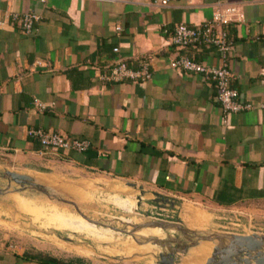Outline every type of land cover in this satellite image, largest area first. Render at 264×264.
Masks as SVG:
<instances>
[{"label": "crops", "instance_id": "0c3cea01", "mask_svg": "<svg viewBox=\"0 0 264 264\" xmlns=\"http://www.w3.org/2000/svg\"><path fill=\"white\" fill-rule=\"evenodd\" d=\"M228 6L243 15L228 27L231 86L256 106L264 101V0H170L165 7L149 0H0V159L48 179L65 172L115 179L152 195L154 205L264 204V109L225 114L211 82L168 66L179 54L219 64L214 47L177 49L169 35L175 24H201ZM23 13L39 17L30 33L10 24ZM117 58L131 67L148 59L151 79L104 80ZM29 128L89 146L44 147ZM41 258L59 260L0 235V264H56Z\"/></svg>", "mask_w": 264, "mask_h": 264}, {"label": "rangeland", "instance_id": "374dc122", "mask_svg": "<svg viewBox=\"0 0 264 264\" xmlns=\"http://www.w3.org/2000/svg\"><path fill=\"white\" fill-rule=\"evenodd\" d=\"M6 170L29 175L38 183H44L42 185L49 187L60 198L74 202L87 218L104 225L88 224L76 216L78 214L72 206L43 195H36L30 189H24L15 182H9L1 177ZM51 175L53 177L48 179L45 178L46 174L27 172L12 167L8 162L5 163L0 159V188L6 190L0 195V235L6 236L16 245L36 246L42 249L45 255L59 260L80 259L101 264H160L158 263L159 254H166L169 251L168 248L162 249L150 243L138 244L136 240L144 239L135 235L139 231L130 235L110 230L105 225L131 231L133 224L161 219L178 223L199 234L250 235L254 232L264 234V204L217 209L185 200L178 201L177 204L172 203L173 206L169 203L154 205L148 202L152 195H140L138 188L132 189L115 179L90 173L73 175L65 172L61 175ZM18 195L39 200L32 203L30 201L34 200L24 199ZM38 201L42 203L39 204ZM138 202L139 207H137ZM36 203L38 204L34 206ZM40 205L44 207L41 210L44 216L31 208ZM27 210L34 211L35 214L31 215ZM131 211L129 215L124 214ZM144 213L147 215L145 216ZM119 216L133 218L134 222H124ZM32 218L35 219L34 222L31 221ZM163 233L160 239H167L166 233ZM169 233L172 237L177 235L178 243L185 242L180 233ZM129 239L136 246L148 245L150 249L127 255ZM171 247L177 249L179 246L177 242H172ZM175 251L176 264H193L194 248H189L185 255ZM210 254L203 259L202 264H205Z\"/></svg>", "mask_w": 264, "mask_h": 264}, {"label": "built area", "instance_id": "2783aa9c", "mask_svg": "<svg viewBox=\"0 0 264 264\" xmlns=\"http://www.w3.org/2000/svg\"><path fill=\"white\" fill-rule=\"evenodd\" d=\"M105 3L124 2L126 0H87ZM152 4H158L161 7L168 5L170 0H149ZM39 17L34 13L13 14L10 18V24L25 33L33 31L34 24ZM243 15L232 6L217 7L212 16L207 21L190 25L186 23L175 24L170 32V43L177 49L187 47H214L219 64L211 65L196 60L187 55H176L168 61L169 68L180 71L185 74H198L202 78L211 82L215 89V99L219 103L225 114L234 113L252 108L264 109V101L252 106L241 100L238 91L231 86L232 72L228 66V58L233 48V38L228 32L230 23L240 22ZM3 22L0 21V26ZM9 24V25H10ZM117 53L118 48H113ZM150 62L142 58L137 67H131L123 58H117L108 68L102 78L106 81L121 82L131 81L143 83L151 79ZM34 106L38 112L45 110L44 104L38 100H33ZM27 134L36 138L41 145L48 148H70L75 151H83L89 143L85 140L70 139L64 133L45 130L42 128H29Z\"/></svg>", "mask_w": 264, "mask_h": 264}, {"label": "water", "instance_id": "95a60500", "mask_svg": "<svg viewBox=\"0 0 264 264\" xmlns=\"http://www.w3.org/2000/svg\"><path fill=\"white\" fill-rule=\"evenodd\" d=\"M1 177L9 182H15L22 186V188L30 189L34 194L43 195L46 198L56 200L65 205L72 206L76 213L87 222L103 226L99 221H94L87 218L77 207V205L69 200L60 198L49 187L44 186L36 181L35 178L19 174L11 171H4ZM6 190L0 188V195L4 194ZM145 216L147 215L144 213ZM110 230L119 231L133 235L135 231H140L145 228H159L162 232H165L167 239H160L157 237L144 238L142 241L136 240L138 244L157 245L160 248H168L169 251L166 254H159L160 264H176L174 253L175 250L182 254H186L189 248L197 247L201 242H212V252L210 257L206 259L205 264H264V234H257L256 232L250 235H236V234H220V233H207L199 234L191 231L182 225L169 222L161 219L147 220L142 224L132 225L131 231L118 229L111 225H105ZM169 232L180 233L185 242L183 244L178 243L175 235L170 236ZM133 237V236H132ZM67 238H65L66 240ZM177 242L178 248H172L171 243ZM167 258V259H165Z\"/></svg>", "mask_w": 264, "mask_h": 264}, {"label": "bare ground", "instance_id": "6f19581e", "mask_svg": "<svg viewBox=\"0 0 264 264\" xmlns=\"http://www.w3.org/2000/svg\"><path fill=\"white\" fill-rule=\"evenodd\" d=\"M44 184V183H42ZM47 185V184H46ZM49 186V185H48ZM12 196V195H11ZM20 196V195H18ZM22 197V196H20ZM24 199H28V200H34V201H30V202H35L39 199H35V198H26V197H22ZM12 202V201H11ZM45 202V201H44ZM42 203V202H41ZM48 203V202H46ZM13 204V203H12ZM50 204V203H48ZM53 205V204H51ZM90 205V204H87ZM92 205V204H91ZM14 206V205H13ZM56 206V205H53ZM58 207V206H56ZM15 208V207H14ZM33 210H37L39 211V213H41V216H44V212H41L42 209H44V207L42 205L37 206V207H31ZM62 208V207H59ZM16 209V208H15ZM66 209V208H64ZM68 210V209H66ZM69 211V210H68ZM27 212L31 215L35 214L34 211H29L27 210ZM70 213H72L71 211H69ZM131 212H124V214H131ZM74 214V213H72ZM76 215V214H74ZM77 217H79L80 219L84 220L82 217H80L79 215H76ZM95 217V216H94ZM120 217V216H119ZM121 220H124V222L127 223H132L134 222L133 218H124L123 216L120 217ZM35 219H31L32 222H34ZM86 223L91 224L89 222H87L86 220H84ZM93 226H96L94 224H92ZM40 228V227H39ZM45 230V229H44ZM54 230V229H51ZM163 232L159 229V228H145L140 230L138 233H136V236H141L142 238H149V237H157V238H162L163 237ZM212 244L211 242H201L197 247L194 248V254H193V258H192V263L193 264H202L203 259L208 256L211 252H212ZM144 245H142L141 247L134 245V243L131 242V240L129 239L128 245H127V255H131L132 253L136 252V251H143V250H149L150 248L148 247V245H145L146 247H143ZM143 247V248H142ZM198 260V261H197Z\"/></svg>", "mask_w": 264, "mask_h": 264}, {"label": "trees", "instance_id": "16d2710c", "mask_svg": "<svg viewBox=\"0 0 264 264\" xmlns=\"http://www.w3.org/2000/svg\"><path fill=\"white\" fill-rule=\"evenodd\" d=\"M37 258V257H36ZM50 259L51 262H54L56 264H70L68 262H63V261H59V260H56V259H53V258H48V259H43L41 258V262H44V263H47V261Z\"/></svg>", "mask_w": 264, "mask_h": 264}, {"label": "flooded vegetation", "instance_id": "af4514ba", "mask_svg": "<svg viewBox=\"0 0 264 264\" xmlns=\"http://www.w3.org/2000/svg\"><path fill=\"white\" fill-rule=\"evenodd\" d=\"M165 259H167V258H165Z\"/></svg>", "mask_w": 264, "mask_h": 264}]
</instances>
